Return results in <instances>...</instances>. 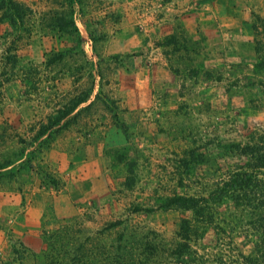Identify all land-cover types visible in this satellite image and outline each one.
Listing matches in <instances>:
<instances>
[{"label":"rangeland","instance_id":"1","mask_svg":"<svg viewBox=\"0 0 264 264\" xmlns=\"http://www.w3.org/2000/svg\"><path fill=\"white\" fill-rule=\"evenodd\" d=\"M17 1L33 14L29 32L0 21V165L12 162L0 172V264H30L28 253L58 231L106 247L121 233L173 239L180 212L135 207L207 189L225 160L220 147L264 126L253 26L264 17L253 11L223 30L212 0H81V42L54 20L67 0ZM169 36L177 42L164 45ZM91 90L75 122L34 141L51 114ZM23 149L30 168L16 157ZM193 150L204 158L189 170L182 161H195ZM214 241L209 232L197 247L212 251Z\"/></svg>","mask_w":264,"mask_h":264},{"label":"trees","instance_id":"2","mask_svg":"<svg viewBox=\"0 0 264 264\" xmlns=\"http://www.w3.org/2000/svg\"><path fill=\"white\" fill-rule=\"evenodd\" d=\"M67 1L71 7L69 12H56L54 20L61 32L77 34L82 42L73 9L81 0ZM32 14V9L24 3L0 0V21L12 32H29ZM259 24L264 27V19L256 17L253 26L257 31L258 61L255 68L264 72V44L257 40ZM176 42L175 36H169L164 45ZM92 92H82L58 108L46 124H41L34 141L75 122L80 113L91 106L83 107ZM114 118L119 121L115 113ZM122 127L127 135L126 126ZM220 149L225 160L207 189L194 194L158 197L149 207H135V213L180 212L182 216L173 239L126 240L121 233L118 244L106 247L95 238L80 236V231H65L64 235L58 231L54 236H44V247L39 254L28 253L27 258L32 257L30 264H264V126L251 131L246 141L232 142ZM25 155L26 149H23L16 157L22 158L24 166L30 168L33 166L31 154ZM190 155L196 160L182 161L189 170L195 169L204 158V154H195L194 150ZM11 164L8 161L0 165V172ZM128 166L133 175L134 164ZM131 175L126 179L128 189L133 188L136 181ZM209 232L215 236L212 251L198 248V241Z\"/></svg>","mask_w":264,"mask_h":264},{"label":"crops","instance_id":"3","mask_svg":"<svg viewBox=\"0 0 264 264\" xmlns=\"http://www.w3.org/2000/svg\"><path fill=\"white\" fill-rule=\"evenodd\" d=\"M212 2L218 6L213 20L218 21L219 27L223 30L226 28L223 27L225 22H228L226 30L237 28L241 22L251 18L253 11L264 17V0H212Z\"/></svg>","mask_w":264,"mask_h":264}]
</instances>
